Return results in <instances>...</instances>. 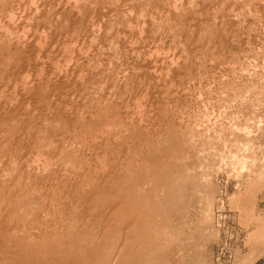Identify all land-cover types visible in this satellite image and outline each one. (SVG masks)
<instances>
[{"label": "bare ground", "instance_id": "6f19581e", "mask_svg": "<svg viewBox=\"0 0 264 264\" xmlns=\"http://www.w3.org/2000/svg\"><path fill=\"white\" fill-rule=\"evenodd\" d=\"M197 1L196 3L198 5L195 3V0H0V145H7L10 147L9 149H13V147H16L15 145H26L25 148L28 145H64V147H61L62 151L66 150L65 153L71 154L72 157L73 155L81 154V157L77 156L84 161L88 156L85 153L86 151L83 150L85 154L82 155L83 151H78L79 149L75 151L74 145H125L129 142L128 140H134L143 145L145 143L144 146H146V144H148V146L154 144L155 139L153 140V137L156 138L155 135L161 134L162 132L160 133L159 130L165 127L166 124H169L171 120L173 121L175 119L170 120L167 118L169 123H164L165 125L161 124V120H166V112L168 113L169 110L165 107L169 104V100L173 98V94H176L178 91L181 93L184 89L189 87L185 81L191 82L196 79L195 75H192L195 73L193 69L197 67V64L193 61L195 60L194 54L196 53V48L198 49L205 46L209 47L210 51H212L210 46L213 41L219 38L218 36L221 37L220 31L225 32L223 35L236 33L238 31L236 29L237 26L231 24L233 22L230 21V17H235V12L238 14L235 9L234 15L230 16V12H233L232 7L235 8L236 6V1L240 3V7L243 10L240 11L241 8L238 9V16L240 15L245 18L247 14L248 16L250 14V6L255 4L258 0H216L218 1L215 2L216 4H214V2L212 4V0ZM232 3L235 5L230 7ZM237 14L236 17H238ZM209 18L211 20H209V22H213V24L207 26L206 24L209 22L206 23V21ZM212 19L215 20L212 21ZM215 21H219L220 23L217 24ZM163 22L168 25L163 26ZM238 22L241 23V21ZM239 23L236 24L242 27V23L240 25ZM168 30L171 35L173 34L170 45L172 44L171 47L174 45V51L172 49L173 47L171 48L169 46L173 51L171 52L172 54L170 52H167L168 54H163L159 52V45L163 44V33L165 34ZM168 37H170V35H168ZM164 46L166 51V45ZM164 48L162 47V50ZM169 48H167V50H169ZM203 49L202 47V50ZM205 52H203V56ZM208 55L211 54H206V56ZM204 57L202 58L203 60ZM208 58H210V56L207 57V59L205 58L208 62L207 64L210 63ZM202 66L204 65H201L200 68ZM209 66L210 65H208V67ZM145 68H149V70L145 73L144 71L140 72V70ZM162 70H164V72H161ZM204 70H206V68ZM204 70L200 72L205 74ZM207 72L208 71H206V73ZM191 75L194 79L190 78L191 80L189 79L188 81ZM204 76L205 75H203L202 78ZM137 82L136 106L143 105V102L146 101H142L141 99H148L145 98L147 97L145 91L149 92L151 90L149 94H154L153 96L156 94L159 98L162 95H157L161 94L157 86L160 85L161 87V85H166L167 91H165L164 99H162L169 102L168 104L165 103V105H167L162 109L159 107L155 108L157 110H162L163 113L165 111L164 119H161L163 113L161 117L158 116L161 120L158 117L157 119L153 118L154 112H156L154 106H152V109L150 108L152 111L154 110L151 114L152 116L147 114L151 113V110H139V108L143 106L134 108L135 106L127 95L129 88ZM183 82L184 84L186 83L184 86L188 85V87L179 90L182 88L181 85ZM171 84L173 86H170ZM148 87L153 88L149 89ZM145 88L148 89L146 90ZM177 95L178 94H176V96ZM153 96L151 97L153 98L152 100H154ZM148 100L151 101V99ZM155 100L157 101L159 99ZM157 102L161 103V98ZM162 104L164 105V103ZM178 108L177 110H179ZM159 113L161 112L159 111ZM158 114L155 113V115ZM173 122H171V124H173ZM175 125L179 126L176 123ZM167 126L172 127L170 124ZM168 127H165V130L168 129ZM171 129L172 128L168 131L172 132L174 130ZM173 132L172 135L175 136ZM152 133L154 136H151ZM129 134L131 136H129ZM169 135L173 137L170 133ZM177 136L178 135H176V137ZM65 145L67 147L68 145H73L74 147L71 150L70 147L65 148ZM139 147L142 146L140 145ZM107 148L108 146L106 149ZM110 148L111 147H109L108 150ZM22 149H24V147ZM101 149H103L102 151L105 150L104 147ZM61 150L57 148L58 152H61ZM13 151L14 150H10L5 154L1 151L0 171L1 167L3 169V165H7L9 159H13V153L12 155L10 154V152ZM28 151L30 150L28 149ZM106 151L107 150H105V152ZM110 151L107 152L112 154V149H110ZM25 152L22 156L17 158L20 165L16 172L20 177H25L24 180L27 182V186L25 185L24 188L28 190L30 188L32 190V192L25 190L27 192L24 193L34 192L35 196H38L36 198L37 202L34 203L35 205L32 208L27 206V201H25V204H27L25 205L20 199V203L22 202L25 206L31 208L28 210L29 213H26L24 216L22 215V217H24V219H29L27 224L26 220H24V223L26 225L29 224L30 230L32 227L33 230L31 231L35 234L34 231L40 227L39 225L46 226V224L43 225L44 223H41L44 217L42 214L47 213V205L45 206L47 202H45V200L47 199H45V194L49 188L51 189V187L48 186L54 182L52 179H54L55 175L54 177L49 176V165H46L47 163L45 164L46 166L43 165L42 168H40V166L36 167L35 160H33V164L29 161L25 164L24 157L28 155L25 156ZM75 152H80V154H76ZM93 152L95 153V151ZM101 153L103 156V152ZM110 153L109 155H111ZM98 154L99 153H97V155ZM117 154L119 155L120 153ZM16 155L14 153L15 159L18 157ZM100 156L98 155V158L96 156V159H99ZM102 156L101 158L103 160L104 156ZM108 157L109 156H106L104 158L102 164L100 163L101 159H99V163L103 165V171L105 170L109 173H107L105 177L102 175V178L96 180V183L91 181L88 183L91 187H94V191L92 190L93 193L87 194L85 191L87 189L84 188L85 190H83L86 193L85 198L84 192L82 194V190H79L82 188V184H80L79 189H76V184H74L75 189L78 190V192L81 191L80 193L76 192L80 197H84L85 200L83 201H86L84 203L85 206H81V209L76 211V215L74 214L75 216H73V218L70 217L69 214H65V216L64 212L61 210L63 214L60 216L58 222L56 221L58 225L56 227H51L52 225H50V228L41 227L44 230L43 233H41L42 236H38L40 234H35L34 236V234H30L31 231L29 230V233L27 232L23 237L20 232L25 230L26 225L24 226V223H21V221V225L18 223L19 221L10 222V219L14 216L16 218V215H10L12 207L9 208L10 203L8 200L14 195V191L11 188L18 175H15L16 178L14 177L13 179L11 176L12 180L9 177L10 181L7 178L4 179V175H1L0 172V196L1 199L4 198L0 203V246H3V244L11 240L16 242L17 245H25L26 247L29 246V248L32 247L30 250L33 251L35 250L33 249L35 245L32 244L34 245L32 246L31 243L34 241H38L36 246L41 242L40 247H48V245L50 247L52 243L54 246L56 242L58 244H63V241H68L71 242V244L74 242L76 244L75 247H77V244L86 245L82 247H89L88 251H85L86 248L81 250L82 247L79 246L81 248L79 249V255L82 256L86 252H89L87 259L91 261L94 259L96 261H94L95 264H147V261H149L147 257L149 255L147 254L148 251L145 250L147 249V244L155 240L153 236L154 233L150 235L148 233L150 229L146 228L144 225L146 200H148L146 198H148L147 196L150 193L144 189L145 186L143 187L137 182L140 186L135 185V188L139 187L134 191L133 189L135 188L133 187L132 192L135 194L131 196L128 195L130 197V199H128L129 197L126 196L128 193L126 194L127 191H124L125 184H123L126 180L125 178L123 180V177L120 175L122 172L121 168H123L124 171L125 169L132 168L134 169L133 171H135L134 173H136V171L139 170L141 172V169L138 170V167L140 168L141 166L137 165V169L129 167L132 165L129 160L126 161L124 159L125 162H122L121 158V161L117 159V161H114L116 163L113 162L114 164L109 163L111 159L109 157L110 160H106ZM52 158L55 160L53 155ZM130 158L131 157L128 159ZM136 162H133V164ZM118 166L121 167V172L116 169ZM88 167L91 168L93 166L91 165L90 167V165H88ZM96 169L97 167L93 169V171ZM244 170H247L246 181H249L251 185L256 183L257 186H261V184L264 183V179L261 178L264 177V160L261 161V163H257L252 169H248L246 164H243L240 172L242 173ZM131 171H129L128 174L131 173ZM233 171L236 174L238 173L237 169ZM88 173L89 172H87V174ZM138 173L139 172H137V174ZM78 174L76 175L80 176L84 173ZM90 174L93 173H89V175ZM131 175L133 174L131 173ZM20 177L16 180V184L21 180H19ZM126 177L127 180L130 179L128 176ZM257 178H260V180ZM253 179L256 181H253ZM71 180L70 178V181ZM63 181L65 183L67 182L66 180ZM74 181H71V184H73ZM63 183L61 182L62 185ZM65 183L63 188L65 187ZM77 185L79 184L77 183ZM66 187H68V184ZM74 187L69 186V188L72 189L71 192H74ZM16 188L13 189L15 190ZM60 188H62V186ZM126 188L128 189L127 186ZM65 189V192L69 191V189ZM141 189L147 192L148 195L144 192L141 193ZM257 190L258 189L251 191L253 195ZM92 191L90 190V192ZM130 191L131 190H128V192ZM109 192L112 194L111 196H113L114 200L109 196L112 201H109L110 206H107L108 209L105 212V207L101 209L99 208L102 207L99 206L100 204L98 205L99 207L96 205L99 203L98 199H100L102 195H109ZM136 195L137 197L138 195L141 197L139 196V199H136ZM144 195H147L145 199ZM35 196H33V198ZM132 196L136 197L135 200L131 199ZM61 197H63V195ZM11 202L13 203L14 200ZM15 202V204H20L17 203V200ZM24 205L23 207H25ZM98 209L104 210V213L100 210L98 212ZM125 211H129V214L126 216L123 215ZM119 212H121L123 216ZM98 213H100L101 216H103L102 214L105 215L101 217ZM117 215L121 216L119 217ZM28 216H30V218H26ZM64 216L65 219L68 216L70 218L68 219L70 221L69 227H67V229L70 228V233H65L66 235L60 232L61 229L59 226L61 222L66 221ZM252 216L250 210H247V217H245V223L247 225L251 223ZM98 217L101 218L97 219ZM117 217H119V219ZM204 218L205 223L206 221L209 222L212 218L211 207L206 209ZM42 221H44V218ZM113 224H116V226L114 227ZM118 225L121 227L119 230L120 236L113 237L112 233L116 230L115 228H117ZM21 226L24 227H22L23 230ZM50 231L52 233H50ZM48 234L49 236H47ZM158 236L159 235H157V237ZM39 237L41 239L43 238L40 242ZM130 239L134 240L133 244L138 245L136 249L129 248L132 244ZM159 246H161L160 243ZM92 247L93 249H91ZM50 248L52 250V247ZM55 249L57 250L56 247H54V250ZM26 251L28 252L29 250ZM75 251H77V249ZM43 252H39V255ZM55 252L56 251H54V253ZM47 253L49 254V252ZM54 253L53 255H55ZM57 253L60 252L57 251ZM69 253L71 252H68V254ZM37 255L35 257L39 258L38 260L44 257L43 254V256L41 255L42 257H38ZM86 256L87 254L84 257ZM84 257H80L79 259ZM49 258L51 259V257ZM76 259H74L75 262ZM42 261H44V259ZM62 261L64 262L65 259H62L61 262ZM63 262L61 264H63Z\"/></svg>", "mask_w": 264, "mask_h": 264}, {"label": "rangeland", "instance_id": "374dc122", "mask_svg": "<svg viewBox=\"0 0 264 264\" xmlns=\"http://www.w3.org/2000/svg\"><path fill=\"white\" fill-rule=\"evenodd\" d=\"M196 2L198 1L195 0V3ZM213 2L214 4H216L215 2L218 1L212 0L211 3L213 4ZM236 2L237 3L233 2L236 4V6L235 8L232 7L233 12H230V16L234 15L235 9L239 14L238 9H240L241 7L240 3H238V1ZM233 3L232 5H230V7L235 5H233ZM250 9L251 11L249 16L247 14V17L245 18L241 17L240 15L239 18L236 12L235 17H230V21L233 23H231L230 21L229 22L231 24H235L238 31L236 33H230L227 35H223V33L225 34V32L220 31L221 37L218 36L219 38L216 41H213L210 46L212 51H210L209 47L205 46L202 47L206 50V52L204 49L202 50V47L198 49L196 48V53L194 51L195 60L193 61L195 62V64H197V67H195L196 65L194 66L195 68L193 69V72L195 70V73L192 74L195 75L196 79H194V77L192 78L191 75V77L188 78V81L190 78L194 80L191 82L189 81L190 83L185 81L189 85V87L188 85L184 86L186 83L184 84L183 82L181 85L182 88L179 90H183V88L186 87H188L186 89L189 90L184 89L181 93H179L180 91H178L176 93L178 94L177 96L176 94H173V98H171L172 100L170 99V102L168 101L169 104L167 100H163L165 91H167V87L165 84L163 86L161 85L162 88L160 87V85L157 86V88L159 89L158 91H161V94L157 95H162L163 97L161 96L158 98V96H156L155 94V96L157 97L156 98L155 96H153L154 94H149L151 90L149 92L145 91L147 93V97L145 98L151 99V101H149L148 99H141L142 101H147V103L146 101L143 102V105H138L139 107L143 106L141 108L135 105L136 88L138 87V82L129 88L127 96L130 97L132 104L135 106L134 108L138 107L140 111H150L152 109V106H154V109L157 107L162 109L168 104L165 107L166 109L168 108L167 110H169L168 113L166 112V118L165 111L163 113L162 110L155 109L156 112H154V110H151V113L147 114L151 115L154 112L155 115V113L158 114L160 111V115H153V118L157 119L158 116L161 117L162 115L163 116L161 119L165 118L167 120L168 118L171 120L175 118L173 120L175 122H173L172 120L171 122H173L174 125L175 123L179 125L174 126L173 124H171V122L169 123L168 120L166 122V120H161L158 117L162 122L161 124L169 123L170 126L172 125V127H168L167 125L169 124H166L165 127H168V129L165 130V127L160 129L159 132L162 133L155 135L156 138L153 137V140L155 139L154 144L149 146L148 144H146L148 148L144 146L145 143L144 145L139 144V142H136L134 140H128L129 142H126L127 144L125 145H74L75 151H77L78 149V151H86L82 152V155L85 153L88 155L84 162L82 161V158H80V152H75L76 154H80H77L78 156H80L78 158L77 155H73L72 157L71 154L65 153L66 150L62 151L61 147H64V145H28L26 147L27 149L25 148L26 145H15L16 147H13V149H9L10 147L7 145H0V150L4 154L10 150L15 151L10 152L11 155L13 153V159H9L7 165L2 164L3 169L1 167L0 172L1 175H4V179L7 178L8 180H10L11 176L12 179L14 177L16 178L15 175H18L16 171L18 170V167L20 165L19 161H17V158H19V156H22L25 151L28 152H25V156L28 154L27 157H24L25 164L28 161L33 164V160H35V164L37 165L36 167L40 166V168H42L43 165H49V176L54 177L55 175L56 177V175L58 174L57 177L60 178L59 179L56 177L55 179L54 177V179H52L54 182H52L48 186L51 187V189L49 188L50 190L48 189L47 193L45 194V199H47L45 200V202L47 201L45 204V206L47 205V213L42 214V216L44 215V221H42L43 218L41 220V223H44L43 225L46 224V226L39 225L40 227L35 229L36 231H34L36 235L40 234L38 236H42L41 233H43L44 227L50 228V225H52L51 227H56L58 225L57 222L60 219V216L63 214L62 211L64 212V215L69 214V216L73 218V216L76 215V211H79V209H81V206H85L84 203L86 201H83L85 200L84 197H80V195L78 194L81 191L78 192V190L76 189H79L80 184H82V188L79 189L82 190V194L85 189H87L85 190L87 194L93 193L94 187H91V185H89L88 183H90V181L96 183V180L102 178V175L105 177L107 173H109L108 171H103V165H101L104 158L106 156H109L111 160L109 159V157L106 159L108 161H111H109V163H113L114 161H117V159L120 160L121 158L122 162H125V160H129L130 164H132L129 167L137 169V165L141 166L140 168L138 167V170L141 169V172L139 170L136 171V173H134V169H130L129 167V169H125V171L119 166V168L117 167L116 169L119 172L122 171L120 175L121 177H123V180L125 178V180L127 181L123 183L125 184L124 191H127L126 194L128 193L126 196L134 195L135 193L132 192L133 187L135 188L137 185L140 186V184L143 187L145 186L148 190L145 187L144 189L147 192L149 191L150 193L149 196L147 192L141 189V193L144 192L148 195H144V199L145 196L148 197L146 198L148 200H146V216L144 225L146 228L150 229L148 230V233L150 235L154 233L153 236L155 237L154 242L150 241V243L147 244V249L145 250L148 251L147 254L149 255L147 257L149 258L147 264L149 262H151L149 264H264V183L261 184V186H257L256 183H253L251 185L249 181H246L247 170H244L242 173L240 172L243 164H246L248 169H252L257 163H261V161L264 160V0H258L255 4H252V6H250ZM240 11H243L242 8L240 9ZM236 14L238 17H236ZM209 20L210 18L206 21V23H208ZM214 20L212 19V21ZM238 21H241L242 27L237 25L239 23ZM215 22L217 24L220 23L219 21ZM241 23H239V25ZM212 24L213 22H209L206 25L209 26ZM167 25V23L163 22V26ZM168 35H170L171 38L168 37ZM172 35L170 34L169 30L165 34L163 33V44L159 45L160 53L165 54L167 52L171 53L174 51V45L172 46L173 48L171 47L172 44L170 45L172 41L171 39L173 37ZM164 45H166V51ZM169 46L173 49V51L169 48ZM162 47L164 48L163 50ZM167 48H169V50L171 51L167 50ZM203 52H205L204 56H206V54L211 55L204 57ZM209 56L210 58L208 59L210 61H208L210 63L207 64L208 62L206 61V59ZM203 57L205 61L202 59ZM203 61L204 63L206 62V65L203 63ZM201 65L204 66L200 68ZM208 65L210 66L208 67ZM197 68H199L200 70ZM205 68L206 70H204ZM148 70L149 68H145L140 70V72L144 71L145 73ZM203 70L205 71V74L201 73L203 72ZM206 71L208 72L206 73ZM161 72H164V70H162ZM203 75L205 76L202 78ZM170 86L173 85L171 84ZM151 95L154 97V100H152L153 98H151ZM160 98L161 103L157 102L160 100ZM155 99L159 100L156 101ZM162 103H164V105ZM165 103L167 104L165 105ZM176 107L180 111L177 110ZM170 128H172L171 130L174 129V132H172L175 134V136L172 135V132L168 131ZM169 133L173 137H171ZM152 134L151 136H154V134ZM176 135H178L179 137H176ZM129 136L131 135L129 134ZM170 137L175 138L171 139ZM140 145L142 147H139ZM74 146L68 145L71 150ZM107 146L108 148L111 147L110 149H112L113 151L112 154L110 153V149H106ZM23 147L26 150L22 149ZM66 147L67 146L65 145V148ZM102 147L110 152H105V150L102 151ZM57 148L58 150H61V152H58ZM28 149L30 151H28ZM93 151H95L96 154ZM101 152H103L104 155L107 153L105 156L103 155V160L101 158ZM14 153L15 155L17 154L16 156H18L16 157V159L14 157ZM97 153H99V156L101 155L99 157V159H101V164L99 163V159H96V156L98 158ZM109 153L111 155H109ZM117 153L120 154L118 155ZM52 155L53 157H55V160H53L54 158H52ZM117 155L120 157H118ZM74 157H76L77 159ZM129 157L132 158L133 162L137 161L136 163L138 164H133L131 158L128 159ZM88 165H90V167L91 165L93 167L96 166L97 169L93 171V169H95L96 167L89 168ZM90 169L92 170V172ZM234 169H237V174L235 173L236 170L235 172L233 171ZM128 170H132L131 173L134 176L129 173L132 176L131 177L128 174ZM86 171L93 174L89 175V173L87 174ZM137 172L139 173L137 174ZM83 173L87 174L88 176H83ZM76 174L83 175L77 176ZM125 175L130 179L127 180V177ZM138 175L141 176L139 177ZM18 177L20 176L18 175ZM70 178L72 179L71 181L75 180L74 183L72 182L73 184H71ZM261 178L264 179V177ZM24 179V176L19 178L20 181L18 182L20 184L18 182L16 184V180H14L15 182H13L12 184L13 187L11 186V189L14 191V195L11 197V199L8 200L10 203L9 208L12 207L10 215L14 216L15 214L16 218L15 216L12 217V219H10V222L19 221L18 223H20L21 221V223H24V220H26L27 224L29 219H24L22 215L24 216L26 213H29L28 210L34 207V203L37 202L36 198L38 196H35L34 192L24 193L27 191L32 192L30 188L29 190L24 188L25 185L27 186V182ZM257 179L260 180V178ZM63 180L67 181L66 183L68 184V187H66L67 184ZM253 181L256 180L253 179ZM61 182L65 183L66 189L65 187L63 188L64 183L62 185ZM137 182H139L140 184H138ZM77 183L79 185H77ZM74 184H76V189L74 187ZM61 186L62 188H60ZM69 186L74 187V192H71L72 189L69 188ZM89 186L91 187L90 190H93L92 192H90ZM126 186L128 187V189L126 188ZM138 187L133 189V191L137 190ZM13 188H16L17 190L15 189V191ZM64 189H69V191L65 192ZM256 189L258 190L253 195L251 191ZM128 190L131 191L128 192ZM84 194L86 198V193L84 192ZM62 195L63 197H61ZM107 195H102V197H104L98 199L99 203H97L96 205L98 206L100 204L99 206L102 207H98L101 209L105 207V212L108 209L107 206H110L109 201H112V199L114 200L110 192L109 195ZM140 195H138V197L136 195L137 198L135 196H132L131 199H139ZM31 196L32 198L33 196L35 197L32 199ZM2 199L0 196V203L3 201ZM20 199L24 204L25 201H27L26 203L28 205H25L31 208L25 206L22 202L20 203ZM128 199H130V197ZM13 200L14 202L12 203L11 201ZM16 200L18 201L17 203L20 204H15ZM22 204L25 207H23ZM208 207L212 208V218L209 222L206 221L205 223V211ZM99 210L100 209H98V212ZM104 210L100 211L104 213ZM247 210H250L251 214L253 215L250 221L251 223L249 225L245 223ZM119 213L122 215L121 212ZM124 213L123 215L126 216L129 214V211H125ZM102 215L104 216L105 214ZM151 215L153 218L151 217ZM69 216L65 219L66 221L60 223L63 230L61 228V225H59L61 233H70V228L67 229L70 222L68 220L70 219ZM101 217H98L97 219ZM119 217L117 218L119 219ZM147 217H150L151 219ZM26 218H30V216ZM26 224L24 223V226ZM113 226L115 227L116 224H113ZM22 227L23 226H21V228ZM29 227L30 226L28 224L26 225L25 230H23L24 227L22 228L23 232L20 233L23 237L27 232L29 233ZM115 229L116 230L112 233L113 237L120 236V225H118ZM31 230H33L32 227ZM51 231L50 233H52ZM31 232L30 234H34L33 232ZM156 234L159 236L157 237ZM47 236H49V234ZM41 240H43V238H40L39 242ZM130 240L132 242V247L130 245L129 248L136 249L138 245L133 244L134 240ZM9 241H7L6 244H3V246H0V264H18L20 262L22 264H61L63 262H61L62 259H65L63 264H95L96 262L94 259H92L93 261L87 259L89 256V252H86L85 254L82 253L84 254L82 256L79 255V249H81L80 247L86 245L77 244V247H75L76 244L74 242L72 244L68 241H63V244H58L56 242L53 246V243L51 241V250L49 245V248L47 246L40 247V242L36 246V243H38V241H34L31 243V245H35V247H33V249L35 250L31 251V245V248L27 246L29 248L28 249L25 245H22L23 247L25 246L23 248L21 245H17L16 242L11 241V243ZM159 243L161 246H159ZM54 247H56L57 250H54ZM83 248H86L85 251H88L89 247H82L81 250H83ZM74 249H77V251H75ZM91 249H93V247ZM26 250H29V253ZM54 251L56 252L54 253ZM57 251H59L61 254L57 253ZM39 252H43L42 254L44 255V257H42L43 255L41 253L40 254L42 256L39 255ZM47 252H49V254ZM68 252L71 253L68 254ZM51 253L52 255L53 253L55 255L52 256ZM86 254L87 256L84 257ZM36 255L38 257L41 256L42 259L40 258L41 260H38L39 258H36ZM79 256L84 258L79 259ZM49 257H51V259ZM43 259L44 261H42ZM74 259H76V262Z\"/></svg>", "mask_w": 264, "mask_h": 264}]
</instances>
